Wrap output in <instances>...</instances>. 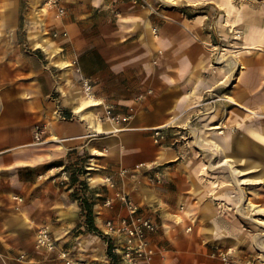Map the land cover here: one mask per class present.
<instances>
[{
    "label": "crops",
    "instance_id": "1",
    "mask_svg": "<svg viewBox=\"0 0 264 264\" xmlns=\"http://www.w3.org/2000/svg\"><path fill=\"white\" fill-rule=\"evenodd\" d=\"M31 1L37 0H0V264H64L56 252L35 249L41 227L70 259L86 254L92 259L86 264H109L106 242L81 222L83 203L103 234L107 220L127 215L121 195L157 226L150 242L164 252L150 264H210L183 258L205 241L189 244L177 219L188 221L203 207L169 140L153 141L155 129L185 122L211 86V36L203 22L145 10L133 0H60L63 14L38 32L26 17ZM258 29L246 46L262 40ZM240 59L246 72L232 99L264 115L263 45ZM84 79L96 107L84 99ZM100 106L112 107L119 119L96 120ZM42 125L37 143L33 132ZM84 166L91 169L78 175ZM95 176L99 183L92 184ZM106 199L114 204L104 207ZM211 226V233L223 230ZM229 249L231 264V248H215L208 257L223 264L212 255Z\"/></svg>",
    "mask_w": 264,
    "mask_h": 264
},
{
    "label": "rangeland",
    "instance_id": "2",
    "mask_svg": "<svg viewBox=\"0 0 264 264\" xmlns=\"http://www.w3.org/2000/svg\"><path fill=\"white\" fill-rule=\"evenodd\" d=\"M37 1L44 5L48 13L47 19L42 24L36 25L39 32L42 26L46 27L47 23L58 20L61 16L58 14V9L64 11V8L60 0ZM136 1L145 10L157 8L167 13L181 12L188 17L197 18L203 22V26L211 36V42L207 46L210 64L206 74L211 86L185 122L170 123L166 127V140H169L170 147L177 153L179 161L184 164L188 178L196 183L194 194L201 200L200 207H203L202 212L197 215L192 214L188 221L177 219L178 222L182 221L181 229L191 241L189 244H195L202 238L206 247V249H203L204 247L193 249V246L189 245L191 248L183 258L185 257L184 260L187 262L194 258H207L210 264H221L217 260L210 259L209 253L215 248L220 250L231 248L236 259L231 264H264V248H262L264 236L254 241V234L264 231V147L255 138L249 137L245 131L247 125L254 122L252 123L254 129L262 134L264 115L257 114L232 99L231 92L237 89L246 72L243 59H240V56L234 57L237 64L231 73L229 87L225 89L219 85L223 81V76L218 74L220 67L216 65L220 49H226L230 53L236 52L235 55L237 53L239 55L244 52L241 48L246 46V34L254 28L264 29L262 15L264 0H231L234 6V11L231 13L221 8L222 0H148L146 3H144L146 0ZM260 33L262 36V31ZM254 51L257 50H250L249 53ZM99 117L100 115H97L96 120L99 121ZM212 126H218L220 130H212ZM191 130H195V135ZM226 134H230V138L228 156L224 157L226 155H220L218 148L212 145L211 138L212 135L222 137ZM194 139L203 148L196 145ZM204 143L208 144L205 149ZM243 145L249 146L251 150L254 148L252 156L249 157L253 161H249L244 152L240 151ZM209 155L213 159L210 166L205 162ZM221 161L228 163L229 170L225 169ZM208 166L213 169L210 170ZM229 171L231 173L235 171V174H230ZM213 177L227 181L225 190L219 192L218 196L216 189L211 190L208 186ZM233 181L243 191L245 200H250L252 203L254 207L252 212L248 213L244 210V203L241 202ZM221 199H224V202L220 201ZM205 213L208 215L206 216ZM81 222L86 224L84 218ZM213 222L221 226L223 229L221 233L210 232ZM227 238H232L233 242H226ZM78 261L86 263L91 262L92 259L86 254H81L78 256Z\"/></svg>",
    "mask_w": 264,
    "mask_h": 264
},
{
    "label": "built area",
    "instance_id": "3",
    "mask_svg": "<svg viewBox=\"0 0 264 264\" xmlns=\"http://www.w3.org/2000/svg\"><path fill=\"white\" fill-rule=\"evenodd\" d=\"M136 2V0H133ZM55 5V3L53 2ZM57 7V4L55 5ZM58 14L62 15L63 11L58 9ZM81 90L84 99L90 103V105H99L96 103V95L93 90V86L88 79H84L81 82ZM103 115L99 119L105 120H117V116L113 115V109L110 106L103 107ZM167 127V126H166ZM166 127L158 128L153 131V141L156 144H161L166 140ZM45 125L38 126L34 129L33 139L39 143L42 141V136L45 132ZM89 170L91 168L81 167L77 169V174H82V171ZM64 177H67V172H64ZM105 183L111 184V180L108 178ZM120 202L124 205L127 211V215L118 221L107 220L104 223L105 232L102 234L106 240V246H111L112 259H109V264H150L154 257L163 254L164 249L161 247H155L151 245L150 238L152 234L157 232L156 224L148 218L142 216L139 212V208L132 204L126 196H116ZM114 204L112 200L106 199L103 203L104 207H111ZM34 247L37 250H42L47 253L56 252L57 258L64 264H86L72 260L68 257L67 253L57 248V243L53 236L45 229L40 228L37 230L35 236ZM231 250L225 252H216L215 255L223 264H228L229 256H231Z\"/></svg>",
    "mask_w": 264,
    "mask_h": 264
},
{
    "label": "bare ground",
    "instance_id": "4",
    "mask_svg": "<svg viewBox=\"0 0 264 264\" xmlns=\"http://www.w3.org/2000/svg\"><path fill=\"white\" fill-rule=\"evenodd\" d=\"M220 6H221V8H224V10H226L229 13L234 11V6L231 4V0H222ZM29 9H30V11L28 12V14L26 16L29 24H34V25H37L39 23L42 24L43 21H45L47 19L48 13L45 10V7L42 3L38 2V1H31ZM262 14L264 16V10L262 11ZM262 33H263V37L260 38L262 40L257 42L258 44L252 43L251 45H253V47L245 46V47L241 48L244 51L242 53H249V51L253 48H256L257 50H261L262 45L264 43V29L262 30ZM255 37H256V32H255V30L251 29L249 34H247L245 36V40L252 41V40H254ZM28 38H29L30 42H32V43L34 42V39L31 37V34ZM34 45H36V44H34ZM232 53H230L226 49H222V50L220 49L218 54H217L218 58H217L216 65H218V67H220L218 69V74H220V75L222 74L221 76H223L222 77L223 81L219 84V85L223 86V87H221L222 89L229 87V83L231 81V73L233 72L235 65L237 64L234 60V57L235 58L239 57L241 54L240 53L238 55V53H237V55H235L236 52H232ZM229 54H231V56ZM221 88H218V89L220 90ZM223 99H226V98H223ZM92 106H95V105H92ZM81 110L82 109L79 108L78 112H80ZM252 123H254V122H251L247 125V130H245V131H247V133L250 136L255 138V140H257L258 142H260L264 145V136L260 133H257L256 130H254V126L252 125ZM212 130H220V129L218 128V126H212ZM191 131L194 132L193 135H195V130H191ZM229 138H230V134H226L222 137L212 135V138H211L212 145L214 147H216V149L218 148L220 155L225 154L226 156H224V157L228 156L227 150L229 148V145H228ZM194 140H195L194 143L196 145L201 146L198 142H196V139H194ZM207 146H208V144L204 143V149L207 148ZM201 148H203V147L201 146ZM253 150H254V148H252V150H251L250 147L247 145H243V147L240 148V151L244 152V154L247 156L249 161H253L251 158H249L252 156ZM210 155L212 156V154H210ZM210 155L207 158V160L205 161L206 164H208L209 166L211 165V163L213 161V159H212V157H210ZM213 155H214V153H213ZM220 163L226 167L225 169L229 170L230 166H227L228 163L226 161H221ZM209 168H210V170L213 169V167H209ZM230 174H235V171H232V173L230 172ZM211 180H212V182H209L208 186L210 187L211 190L216 189L215 190V191H217L216 196H218L219 192H222L225 190L226 185H227V181L224 179H218L217 177H213V178H211ZM90 181L92 184L99 183L98 178L96 176L92 177ZM233 183H234V186H236V189L238 190V192L240 194L241 202L244 203V210H247L248 213L252 212V208H254L252 206V203L250 202V200H245V196H244L243 191L241 189H239L237 183H235L234 181H233ZM218 199H216V200H218ZM220 201L224 202V199H221ZM245 201H246L247 205H246ZM263 236H264V231H261L259 234H254V241H256V238L263 237ZM232 240H233L232 238H227L225 241L232 243L233 242ZM262 248H264V247H262Z\"/></svg>",
    "mask_w": 264,
    "mask_h": 264
},
{
    "label": "trees",
    "instance_id": "5",
    "mask_svg": "<svg viewBox=\"0 0 264 264\" xmlns=\"http://www.w3.org/2000/svg\"><path fill=\"white\" fill-rule=\"evenodd\" d=\"M64 172H67L68 174V169L67 167H65L63 169ZM83 173V171H82ZM75 175L74 173L72 174H69V177L71 180H74V182L76 183L77 182V179L76 178H73ZM81 185V183H80ZM83 208L85 209V222H86V227L88 229V232L92 233V234H95V235H98L100 238H102L105 242V238L104 236L102 235V233L100 231H98L95 227H94V224H93V217H92V213H91V206L87 203H83ZM106 255L109 259H112V254H111V246L109 244H107V251H106Z\"/></svg>",
    "mask_w": 264,
    "mask_h": 264
}]
</instances>
